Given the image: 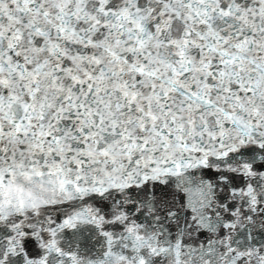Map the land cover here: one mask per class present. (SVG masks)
Returning a JSON list of instances; mask_svg holds the SVG:
<instances>
[{"label": "snow or ice", "instance_id": "6c2138e0", "mask_svg": "<svg viewBox=\"0 0 264 264\" xmlns=\"http://www.w3.org/2000/svg\"><path fill=\"white\" fill-rule=\"evenodd\" d=\"M0 264H264V0H0Z\"/></svg>", "mask_w": 264, "mask_h": 264}]
</instances>
